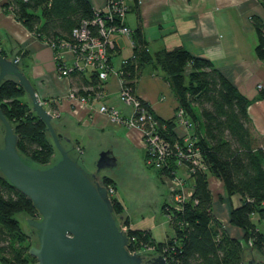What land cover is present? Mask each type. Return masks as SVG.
Listing matches in <instances>:
<instances>
[{
    "label": "trees",
    "instance_id": "obj_1",
    "mask_svg": "<svg viewBox=\"0 0 264 264\" xmlns=\"http://www.w3.org/2000/svg\"><path fill=\"white\" fill-rule=\"evenodd\" d=\"M138 1L133 3L140 21ZM262 5L264 8V0ZM1 8L12 12L29 32L49 45L60 40L73 41L72 30L82 21H92L97 11L89 0H7ZM251 22L257 35L255 53L264 62V22L257 15L251 16ZM90 28L95 34L97 26L90 25ZM132 37V54L118 68L121 79L135 93L139 77L150 65L169 83L179 102L178 109H183L185 118L193 125L195 144L206 170L196 167L187 172L185 181L191 182V197L180 208L167 202L162 205L174 230L172 236L158 241L149 229L132 227L128 217H124L128 236L134 238L129 249L152 247L169 264H240L243 242L227 233L212 210L208 179L215 176L223 182L227 195L239 196L240 203L230 211L231 224L240 227L244 240L250 239L251 246L264 254V233L251 219L257 213L264 220V138L253 129L247 112L249 99L211 60L193 56L181 45L151 53L140 27L132 30ZM115 53L116 50H110L108 62L111 64ZM0 54L9 58L1 47ZM70 76L77 95L93 96L100 90L95 73L75 70ZM140 101L151 111L148 102ZM0 110L14 126L17 149L41 165L49 163L54 148L47 140L46 125L32 110L24 88L14 79L0 84ZM154 117L164 137L171 143L179 139L176 115L169 119L155 114ZM170 169L162 168L159 173L172 177ZM101 181L115 188V194L110 197L114 214L123 213L125 206L116 195V182L109 176H103ZM22 211L32 217L37 215L29 198L0 177V264L36 262L29 253L31 242L26 244L29 235L14 215Z\"/></svg>",
    "mask_w": 264,
    "mask_h": 264
},
{
    "label": "crops",
    "instance_id": "obj_2",
    "mask_svg": "<svg viewBox=\"0 0 264 264\" xmlns=\"http://www.w3.org/2000/svg\"><path fill=\"white\" fill-rule=\"evenodd\" d=\"M6 1L0 0V47L8 53L9 58L19 57L20 67L39 99L53 118L62 127L68 128L75 148L83 153L89 135L96 132L105 136L118 150L127 149L128 146L134 152L142 151L138 132L111 122L107 115L96 112L98 104L103 103L115 107L124 115L130 113V107L118 98L119 76L108 77L99 101L73 104L67 97L71 90L76 89V86H71L73 78L70 75L59 76L53 48L29 32L12 12L3 11L1 7ZM89 1L95 10H105L107 6V0ZM126 3L128 11L124 21L132 30L140 27L142 38L151 53L181 45L193 56L211 60L249 99L247 112L253 129L264 138V90L257 89L258 84L264 85V62L255 53L257 35L251 22L253 15L264 22L262 0H139L140 21L133 0ZM115 41L117 50L112 63L114 65L113 58L121 54L117 60L118 69L123 60L131 56L132 44L125 36H117ZM67 57H70L69 53ZM135 93L139 99L148 102L155 115L163 119L175 116L179 107L169 83L150 65L139 77ZM177 130L183 132L181 126H177ZM208 181L214 215L230 236L243 239L244 231L230 222L231 208L240 203L238 194L227 195L223 182L215 176H210ZM186 187H191L189 179ZM156 189L159 190L157 186ZM123 214L134 227L125 209ZM255 216L257 222L263 220L253 213L252 221Z\"/></svg>",
    "mask_w": 264,
    "mask_h": 264
},
{
    "label": "water",
    "instance_id": "obj_3",
    "mask_svg": "<svg viewBox=\"0 0 264 264\" xmlns=\"http://www.w3.org/2000/svg\"><path fill=\"white\" fill-rule=\"evenodd\" d=\"M6 79L24 88L54 148L44 165L26 157L17 149L12 122L0 110V177L29 198L37 212L36 218L23 211L14 214L32 238L29 253L35 264H169L162 254L128 250L129 238L121 228L124 214H114L101 181L103 174L114 179L123 170L117 148L94 132L85 142V151L77 150L68 128L44 107L18 56L0 54V84ZM240 264H264V254L245 249Z\"/></svg>",
    "mask_w": 264,
    "mask_h": 264
},
{
    "label": "built area",
    "instance_id": "obj_4",
    "mask_svg": "<svg viewBox=\"0 0 264 264\" xmlns=\"http://www.w3.org/2000/svg\"><path fill=\"white\" fill-rule=\"evenodd\" d=\"M126 1L107 0L105 10H97L92 21H82L79 27L72 30L73 41L60 40L50 46L54 50V59L59 76H69L75 70L95 73L100 83V90L96 91L93 96L77 95L74 90H71L67 97L73 104L97 101L103 95V86L108 77L114 74L119 76L121 82L118 98L123 104L130 107V113L124 115L115 107L103 103L98 105L96 111L107 115L111 122L124 125L130 130L138 132L140 145L144 150L145 161L148 165L158 170L171 167L172 177L167 173L162 174V177L170 182L167 203L174 208H180V204L191 197V191L177 175L179 166H183L186 172L196 167L206 170V167L202 161L201 151L195 144L193 125L185 118L183 109L179 108L175 114L178 121L177 126H181L183 132L180 133L176 127V134L179 139L171 143L161 134L154 114L141 105L136 93L132 92L121 79L119 69L115 70L113 63L108 62L110 50H117L115 38L132 35V29L124 21L127 13ZM90 25L97 26L95 34H93ZM68 53L70 57H67ZM257 89L264 90V85L258 84ZM171 158V162L174 161V164H171ZM172 166L177 168L175 172ZM106 188L109 197L115 194L113 186L108 185ZM121 228L126 233L128 232V226L123 222ZM128 238L130 253L147 254L148 250H151L148 247L129 249L131 240L134 238L129 236ZM247 244L251 246V240Z\"/></svg>",
    "mask_w": 264,
    "mask_h": 264
},
{
    "label": "rangeland",
    "instance_id": "obj_5",
    "mask_svg": "<svg viewBox=\"0 0 264 264\" xmlns=\"http://www.w3.org/2000/svg\"><path fill=\"white\" fill-rule=\"evenodd\" d=\"M127 38L131 40L133 48L134 40L132 39V35L127 36ZM120 56L116 55L113 58L115 70H117V60H119ZM126 147L127 149H117L123 159V170L120 175L114 178L117 185L116 195L124 203L125 210L135 225L134 227L151 229L155 239L161 241L166 235L172 236L174 233L170 220L162 209V205L168 200L170 182L162 177L164 172L159 173L160 171L158 169L147 164L144 150L134 152L133 149L131 150L128 146ZM177 175L182 179L183 184L187 186L188 179L185 181L187 172L183 166H179ZM103 176L107 175L103 174ZM156 186L159 190L156 189ZM253 221L257 223V227L264 233V220L257 222L258 220L255 216L253 217ZM123 223H125L124 219ZM31 240L32 238L29 235V241H26V244L30 243ZM239 240L243 242V250L254 249L247 244L250 239L244 240V235L243 239ZM148 248L151 250H148L147 254L145 253L146 255L156 254L152 247Z\"/></svg>",
    "mask_w": 264,
    "mask_h": 264
},
{
    "label": "flooded vegetation",
    "instance_id": "obj_6",
    "mask_svg": "<svg viewBox=\"0 0 264 264\" xmlns=\"http://www.w3.org/2000/svg\"><path fill=\"white\" fill-rule=\"evenodd\" d=\"M33 217H35V218H36V217H37V215H35V216H33Z\"/></svg>",
    "mask_w": 264,
    "mask_h": 264
}]
</instances>
